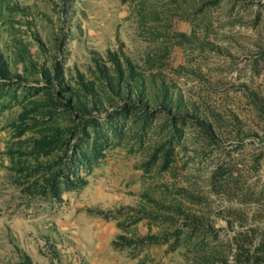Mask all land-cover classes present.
<instances>
[{"label": "rangeland", "instance_id": "obj_1", "mask_svg": "<svg viewBox=\"0 0 264 264\" xmlns=\"http://www.w3.org/2000/svg\"><path fill=\"white\" fill-rule=\"evenodd\" d=\"M0 264H264V0H0Z\"/></svg>", "mask_w": 264, "mask_h": 264}]
</instances>
